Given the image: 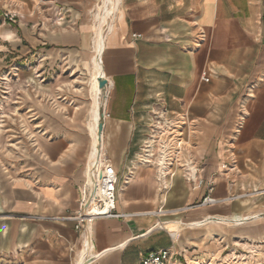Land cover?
Segmentation results:
<instances>
[{
	"label": "crops",
	"instance_id": "obj_1",
	"mask_svg": "<svg viewBox=\"0 0 264 264\" xmlns=\"http://www.w3.org/2000/svg\"><path fill=\"white\" fill-rule=\"evenodd\" d=\"M106 7L0 0V71L32 64L14 82L19 98L0 108V264L82 262L84 235L68 217L96 147L85 84L98 57L108 80L101 152L119 175L118 213L133 216L92 223L93 264H141L162 249L206 264L255 258L264 248V0H119L102 36ZM19 106L34 145L14 143ZM158 111L184 141L166 190L160 169L138 160ZM207 195L214 202L202 204Z\"/></svg>",
	"mask_w": 264,
	"mask_h": 264
},
{
	"label": "built area",
	"instance_id": "obj_2",
	"mask_svg": "<svg viewBox=\"0 0 264 264\" xmlns=\"http://www.w3.org/2000/svg\"><path fill=\"white\" fill-rule=\"evenodd\" d=\"M3 21H12L14 15L9 11L1 14ZM105 24L102 28V36L104 34ZM99 29L95 32L98 35ZM42 60V59H41ZM30 66V64H26ZM15 74L20 70V66L13 67ZM10 74V73H9ZM11 76V75H10ZM4 89L0 97V108L5 101L8 100V81L5 77L1 78ZM169 121V120H168ZM166 119L165 111H158L151 117V125L149 135L143 143L138 160L143 165L157 166L159 170L160 181L164 189H167V180L171 177L173 167L179 164L180 155L184 145V141L178 130L173 129ZM202 184V181H199ZM119 188V175L113 166V163L102 153L95 159L89 161L86 171V184L80 201V209L75 216L68 217L77 222L76 229L83 236V256L81 264H93L97 256L90 255L92 249L91 227L96 219L100 218H121L125 219L133 215L118 213L117 197ZM214 199L207 195L204 197L202 204L213 203ZM90 239V248L86 249V239ZM233 264L241 261H247V258L233 259ZM141 264H206L200 262L181 261L179 253L172 249H162L158 251H150L145 255ZM210 264V263H207Z\"/></svg>",
	"mask_w": 264,
	"mask_h": 264
},
{
	"label": "rangeland",
	"instance_id": "obj_3",
	"mask_svg": "<svg viewBox=\"0 0 264 264\" xmlns=\"http://www.w3.org/2000/svg\"><path fill=\"white\" fill-rule=\"evenodd\" d=\"M107 11V7L106 9L102 12V15H101V19L103 20L104 17H105V13ZM108 21V20H107ZM99 24V23H98ZM97 24V25H98ZM108 25L110 24L109 22L107 23ZM97 27V26H96ZM102 45V41H99V47H101ZM98 47V48H99ZM98 54L95 55V57L97 56ZM94 57V58H95ZM95 62H96V59H95ZM37 63V62H36ZM20 66V70H21V67H24L26 65H24V63L22 61H19V62H15L13 63V65H11L9 67V69H7L6 71H0V97H1V94H2V90L4 89V84L2 83L1 81V78L2 77H5L8 81V91L9 93L7 94L8 95V100L7 102L9 103V105H11V102H16V99L19 98L17 95H18V91L14 88V82L16 81L17 79V75H18V71L17 74H15L14 70H13V67L15 66ZM32 64H30L31 66ZM28 66V67H30ZM94 66L95 64L92 63V76H91V79H90V74H89V77H87L86 79V84H85V89L88 91H90V86H91V90H92V99H93V102L95 103V96H97L98 92L102 93V91L99 89L98 87V78H99V75L96 74V68H95V71H94ZM97 67V66H96ZM94 71V72H93ZM10 73V74H9ZM11 75V76H10ZM102 76V75H101ZM89 80H90V84H89ZM20 94V92H19ZM21 99V98H20ZM88 102H91L90 100L87 99ZM6 105V104H5ZM2 107L4 105H1ZM12 122L10 123L11 126H13V128H16L19 130V135H16L15 136V140H14V143L16 144H19V145H22L23 143V140L26 139L25 141H28L29 138L28 137H23V110H22V107L19 106L15 109V114H14V120H11ZM25 123H27V120H25ZM28 127V125H27ZM17 133V132H16ZM31 140V142H30ZM29 140V142L34 145V137H32L31 139ZM18 145V149H21L22 150V147L20 148V146ZM261 250V248H260ZM262 252H264V248L261 250V253H257L255 256V258H248L247 261H241L240 264H264V256L260 255L259 254H263ZM264 255V254H263ZM243 257V256H242ZM241 257V259H242ZM258 257V259H257ZM256 259V260H254Z\"/></svg>",
	"mask_w": 264,
	"mask_h": 264
},
{
	"label": "bare ground",
	"instance_id": "obj_4",
	"mask_svg": "<svg viewBox=\"0 0 264 264\" xmlns=\"http://www.w3.org/2000/svg\"><path fill=\"white\" fill-rule=\"evenodd\" d=\"M117 1L119 2V0H104L106 6H107V11L105 13V17L104 19L102 20L101 19V16H99V19H100V25H104V23H108V19L110 17H113L114 15V12H115V8L117 6ZM103 26H101L102 28ZM96 31V28L95 30ZM102 40V43H103V38H100ZM98 47H99V44H98ZM99 52H98V55H102V45L101 47H99ZM96 66V74L99 75V77H101V72H102V67H101V63H100V57L97 58L96 62H95ZM104 96V93L102 92H98L97 96H95L94 100H95V107L93 109V114H92V117H94V128L96 129L97 127V130H96V144H95V151H93L92 153V157L90 159V161H92L93 159L96 158V156H98L101 152V148H102V138H103V135L102 137L99 136L98 134V125H99V122H100V118H101V115L103 113V107H102V103H99L101 101V99L103 98ZM105 101V99H104ZM92 128V127H91ZM86 249H89L90 248V239H89V235H88V239H86Z\"/></svg>",
	"mask_w": 264,
	"mask_h": 264
},
{
	"label": "water",
	"instance_id": "obj_5",
	"mask_svg": "<svg viewBox=\"0 0 264 264\" xmlns=\"http://www.w3.org/2000/svg\"><path fill=\"white\" fill-rule=\"evenodd\" d=\"M107 85H108V80L105 78V76H101L98 78V87L104 94H106ZM104 117H105V115H104V113H102L101 118H100V122L98 125V134L100 137H102V135H103Z\"/></svg>",
	"mask_w": 264,
	"mask_h": 264
}]
</instances>
